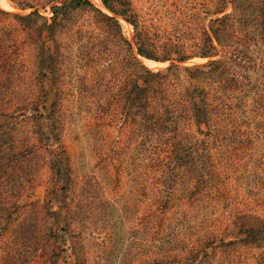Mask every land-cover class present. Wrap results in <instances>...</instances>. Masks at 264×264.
Wrapping results in <instances>:
<instances>
[{"label":"rangeland","instance_id":"374dc122","mask_svg":"<svg viewBox=\"0 0 264 264\" xmlns=\"http://www.w3.org/2000/svg\"><path fill=\"white\" fill-rule=\"evenodd\" d=\"M89 1L56 17L59 0H0L5 12L41 16L3 24L32 41L0 65V264H264V0H231L256 20L234 45L248 59L232 61V46L219 45L212 59L246 77L226 88V116L209 136L182 120L178 139L143 127L160 108L153 100L126 111L134 95L124 83L144 73L122 64L135 29L120 19L114 38L96 10L111 14ZM210 1L126 0L140 29L165 37ZM200 16L209 26L223 15ZM44 40L56 74L41 58ZM138 59L153 72L171 67ZM210 61L176 64L179 104L211 90L186 71ZM175 140L187 149L177 154Z\"/></svg>","mask_w":264,"mask_h":264},{"label":"trees","instance_id":"16d2710c","mask_svg":"<svg viewBox=\"0 0 264 264\" xmlns=\"http://www.w3.org/2000/svg\"><path fill=\"white\" fill-rule=\"evenodd\" d=\"M59 1L63 3V6L53 8V13L56 17L66 15L82 6L94 7L89 0ZM100 1L111 15L101 10L96 11L102 19H106L114 24V26H111L112 33H110L114 38L115 34L117 35V30H121L120 19L132 25L136 32V51L134 53V48L128 43L129 48L124 50L122 64L126 69L130 70L134 66L140 69L139 72H144L143 75L139 74L137 77L139 81L143 80L144 84H148V86H144L139 81L134 83L133 86H130V80L124 83L123 89L131 87L128 95H134V98L130 99L127 104L125 103L126 111L129 112V106L132 102L139 101V103L146 104L145 106L149 107L150 100H153L160 108L156 111L154 110L151 114L149 113L150 116L143 125L145 129H148L149 126L157 128L158 131L171 129L176 131L175 136L178 139L181 121L185 120L187 122L192 121V124L198 127V133L203 136H209V134L214 133L224 115L226 116V88L234 82L239 83V78L246 80V77L237 74L230 75V68L223 65L221 60L212 59L220 54L218 45L223 47L222 50H227V47L232 46L231 50L233 52L230 51L232 55L230 60L232 61L240 59L239 62L242 60L244 62V58L248 59L247 55L249 53L247 49L244 51L237 50L234 45L241 43L239 41V32L248 31L249 22L247 21L251 19L256 20V17L252 14L250 17L245 16L241 12V8L234 5L231 0H217L215 5L214 2L210 1L204 7H197L198 13L196 14L198 15L187 18L185 31L182 34H176L175 32L171 35L166 31L169 37H165L159 27L158 29H154L142 26L140 29L137 21H134L132 9L126 0ZM229 8L232 9V12L226 13V10ZM260 12H262V9L258 11L259 14L257 16L263 19L264 13ZM201 13L205 15L214 13L215 16H223L211 20L209 26H202ZM12 18L19 22H29L33 21V18H41V16L39 13H36L23 17L0 9V65L10 63L13 58L18 56L22 46L32 41L30 36L25 40H21L19 38L21 36L20 31H18L19 29L8 28L3 25ZM8 26L10 25L8 24ZM44 31L52 34V26L44 25L41 32ZM95 37L97 43H100L104 39L102 34ZM44 41L41 49V58L44 62L49 61L47 68L51 69V73L56 74L55 53L52 49L47 48L45 44L46 40ZM223 43L225 44L223 45ZM101 51L100 49L99 53H102ZM138 56L146 58L148 61L153 60L152 62H170L171 67L166 71L153 72L144 68ZM195 58L209 59L211 61L202 66L186 68L191 79L196 81L198 77L202 76L205 82H210L213 86L210 91L202 89L199 92H195L194 95L191 94L190 97H184L183 102L179 104L177 98L180 96L182 88L180 84L178 85V78L175 73L176 64L186 63ZM160 109H162V112H160ZM182 141L175 140L173 144V150L177 151V154L187 149Z\"/></svg>","mask_w":264,"mask_h":264},{"label":"bare ground","instance_id":"6f19581e","mask_svg":"<svg viewBox=\"0 0 264 264\" xmlns=\"http://www.w3.org/2000/svg\"><path fill=\"white\" fill-rule=\"evenodd\" d=\"M147 63H150V62H148V61H146Z\"/></svg>","mask_w":264,"mask_h":264}]
</instances>
